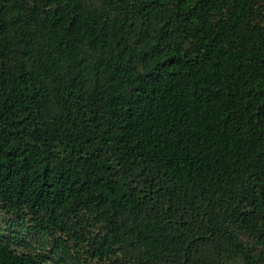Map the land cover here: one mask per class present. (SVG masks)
<instances>
[{"label": "trees", "instance_id": "16d2710c", "mask_svg": "<svg viewBox=\"0 0 264 264\" xmlns=\"http://www.w3.org/2000/svg\"><path fill=\"white\" fill-rule=\"evenodd\" d=\"M0 264H264V0H0Z\"/></svg>", "mask_w": 264, "mask_h": 264}]
</instances>
